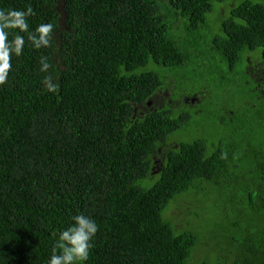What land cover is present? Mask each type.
Here are the masks:
<instances>
[{"label": "trees", "instance_id": "obj_1", "mask_svg": "<svg viewBox=\"0 0 264 264\" xmlns=\"http://www.w3.org/2000/svg\"><path fill=\"white\" fill-rule=\"evenodd\" d=\"M213 2L234 0H0V264H47L78 213L99 225L87 264H264L258 231L204 228L223 204L264 221V162L238 197L235 141L182 138L190 115L173 110L201 97L179 102L164 73L188 62ZM210 48L264 94V0L232 5Z\"/></svg>", "mask_w": 264, "mask_h": 264}, {"label": "rangeland", "instance_id": "obj_2", "mask_svg": "<svg viewBox=\"0 0 264 264\" xmlns=\"http://www.w3.org/2000/svg\"><path fill=\"white\" fill-rule=\"evenodd\" d=\"M237 2L238 0H234L232 5ZM232 5L226 7L222 3L213 2L212 10L206 14L205 25L197 44L194 43L187 47L188 62L172 72L164 69V73L176 77L177 86H175L173 96L179 102L180 99L193 92L199 93L201 97L194 106L188 107L181 102L179 107L173 110L174 116L179 113L190 115V119L182 129L183 134L188 133L189 135L187 137L179 135L176 137L177 140H174L177 142L182 138L185 140L205 139L208 152L214 149L215 144L218 145V140H221L223 150L226 142L235 141L233 145L228 144L233 146L230 160L237 166H230L224 173L226 177H233L235 174L239 177L241 175L238 172L247 175L245 180L232 182L234 185L246 186L242 192L237 193L238 197L243 198L254 188L253 184L248 186L246 180L259 179L260 181L262 174L260 170L254 171L249 161L254 159L264 162V106L256 107L264 103V94L249 92L253 84L247 82L251 78H247L246 66L244 67L243 63L239 61L230 70L227 62L210 48L212 38L221 33V22L229 16ZM182 23V20L178 21L177 27L172 29V34L180 43L186 38ZM250 98H252V104L256 106H252L251 103L245 105V100ZM195 101L196 99H193V102ZM180 136L182 138L179 139ZM151 183L152 181L144 186L148 187ZM213 196L212 192L209 205ZM239 203L227 206L229 209L235 208ZM224 206L225 204L215 211H210L207 206L205 230L234 228L239 239H243L242 233L247 231L253 235L254 231H258L259 234L264 235L263 220L255 216L244 215L240 209L235 216H226ZM180 212L178 207H173L165 213V217L171 214L178 215ZM175 224L176 227H180L181 221H176Z\"/></svg>", "mask_w": 264, "mask_h": 264}, {"label": "clouds", "instance_id": "obj_3", "mask_svg": "<svg viewBox=\"0 0 264 264\" xmlns=\"http://www.w3.org/2000/svg\"><path fill=\"white\" fill-rule=\"evenodd\" d=\"M0 16H3L0 13ZM48 27H45V32ZM47 41L45 40L44 43ZM39 46V43L37 44ZM47 68V65H44ZM99 230L92 217L78 213L71 217V223L60 231L47 264H87L91 242Z\"/></svg>", "mask_w": 264, "mask_h": 264}]
</instances>
